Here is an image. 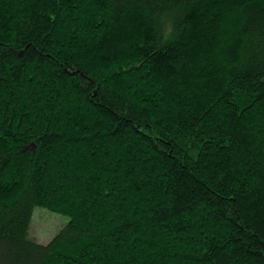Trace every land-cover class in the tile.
<instances>
[{
	"label": "trees",
	"instance_id": "obj_1",
	"mask_svg": "<svg viewBox=\"0 0 264 264\" xmlns=\"http://www.w3.org/2000/svg\"><path fill=\"white\" fill-rule=\"evenodd\" d=\"M0 264H264V0H0Z\"/></svg>",
	"mask_w": 264,
	"mask_h": 264
},
{
	"label": "rangeland",
	"instance_id": "obj_2",
	"mask_svg": "<svg viewBox=\"0 0 264 264\" xmlns=\"http://www.w3.org/2000/svg\"><path fill=\"white\" fill-rule=\"evenodd\" d=\"M69 222V217L42 207L35 208L30 228V238L47 244Z\"/></svg>",
	"mask_w": 264,
	"mask_h": 264
}]
</instances>
